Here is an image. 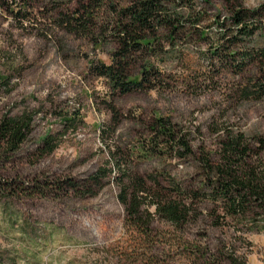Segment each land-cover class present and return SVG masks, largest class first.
I'll use <instances>...</instances> for the list:
<instances>
[{
  "label": "rangeland",
  "instance_id": "1",
  "mask_svg": "<svg viewBox=\"0 0 264 264\" xmlns=\"http://www.w3.org/2000/svg\"><path fill=\"white\" fill-rule=\"evenodd\" d=\"M131 1L0 0V119L32 118L19 151L0 154V264H264V207L230 214L217 177L205 183L198 163L204 155L224 165L237 138L248 168L264 172V97L239 95L264 69L248 65L233 75L217 68V22L231 26V6L183 0L191 8L177 5L172 14L199 21L173 35L161 28L153 50L128 68L131 75L143 63L158 69L153 88L112 93L89 65L110 64L115 10ZM239 2L257 9L264 27V0ZM73 15L82 16L80 25ZM256 40L262 46L264 32ZM156 118L187 134L192 154L169 152L151 130ZM48 140L53 150L42 152ZM154 143L164 154L148 157ZM125 171L188 205L185 222L173 225L146 204L148 228L127 220L117 200ZM99 172L100 185L90 186Z\"/></svg>",
  "mask_w": 264,
  "mask_h": 264
},
{
  "label": "trees",
  "instance_id": "2",
  "mask_svg": "<svg viewBox=\"0 0 264 264\" xmlns=\"http://www.w3.org/2000/svg\"><path fill=\"white\" fill-rule=\"evenodd\" d=\"M224 1L231 6L228 19L232 24L230 27H225V23L217 22L218 43L212 51L217 68L233 75L243 73L248 65L255 64L264 69V44L259 47L256 40L264 32L259 11L243 8L239 0ZM182 3L183 0H132L130 4L115 10L112 35L116 38L117 49L112 53L110 64L98 60L97 64L89 65V70L97 77L103 78L109 84L112 93L118 92L120 95H125L138 90L152 89L154 86L151 83L152 80L159 79L161 74L158 69L149 63H143L141 70L131 75L128 68L135 62L138 53H150L153 50V43L157 40L155 33L161 28L173 35L185 26V22L191 21V25L194 26L196 23L194 21H199L198 17L193 18L188 12L183 13L184 15L181 12L172 14L171 8L177 5L191 8ZM83 17L88 18L84 14ZM72 19L76 20L78 25L82 23V16L73 15ZM65 21L71 24L72 20ZM199 36L202 39L207 36L204 29L199 32ZM239 95L244 99L263 98L264 74L260 75L257 82L248 80L240 88ZM31 123L32 118L27 115L16 118L2 117L0 119V154L13 155L18 152L31 132ZM151 130L154 131L157 140L166 142L167 145L164 147L168 146L166 149L169 152H174L178 157L192 154L187 140L188 135L177 131L167 119L156 118ZM50 141L44 142L42 152L53 150V143ZM259 143L264 146V138L259 139ZM157 148L158 146L154 143L151 153H147V156H154L157 152L164 154V148ZM225 150L224 165L212 163L208 156L202 155L199 158L198 163L205 176V183L210 182L212 176L217 177L216 187H219L224 198L222 200L227 210H230V214H243L251 203L264 207V172L257 173L248 168L244 161L248 152L246 145L244 146L236 138L227 145ZM101 174L102 172H99L89 179L88 184L99 186ZM121 176L122 179L118 181L117 200L125 209L126 219L133 224L140 223L148 228L150 213L147 209H141L144 204L155 206V212L173 225L185 222L189 216L188 205L183 204V201L168 199L161 194L160 190L151 191V187H147L146 179L129 171H125ZM124 178L127 180L126 184L121 183ZM150 182L159 187L155 181ZM67 183L70 189L77 190V184L72 181ZM194 197H197L196 194Z\"/></svg>",
  "mask_w": 264,
  "mask_h": 264
}]
</instances>
